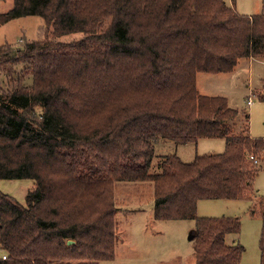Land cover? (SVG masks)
<instances>
[{"label": "trees", "instance_id": "obj_1", "mask_svg": "<svg viewBox=\"0 0 264 264\" xmlns=\"http://www.w3.org/2000/svg\"><path fill=\"white\" fill-rule=\"evenodd\" d=\"M27 16L43 21L38 37L0 45L11 80L0 88V180L33 188L24 203L0 192V264L113 260L119 181L152 183L155 220L195 222V264H240L243 247L227 241L239 219L198 217L197 203L246 198L264 139L237 127L224 97L201 95L196 77L264 59V12L224 0H13L0 27ZM203 138L224 139L223 152L155 154Z\"/></svg>", "mask_w": 264, "mask_h": 264}, {"label": "rangeland", "instance_id": "obj_2", "mask_svg": "<svg viewBox=\"0 0 264 264\" xmlns=\"http://www.w3.org/2000/svg\"><path fill=\"white\" fill-rule=\"evenodd\" d=\"M233 4L237 13L255 15L264 12V0H224ZM13 6V0H0V14ZM43 21L37 16L14 19L0 27V45L10 43L13 49L38 37ZM75 34L61 37L62 42L80 38ZM12 66L11 69H21ZM13 73V74H14ZM10 79L0 67V88L10 86ZM197 90L201 95L224 97L229 107L236 109V125H248L253 139H264V59H239L227 74H198ZM250 99L251 104H247ZM224 139L203 138L196 144L176 146L158 144L156 155L177 154L190 161L195 154L221 153ZM258 156V154H257ZM264 151L259 154L248 195L243 199L200 200L198 217H232L240 221L238 235H228L243 247L240 264H260L258 241L261 230V201L264 200ZM263 159V160H262ZM33 188L31 180H0V192L24 203L25 195ZM116 246L113 260L98 262H63V264H195L190 233L193 220L159 221L153 217V186L147 182H115ZM3 252H0V255ZM51 264H61L59 262Z\"/></svg>", "mask_w": 264, "mask_h": 264}, {"label": "built area", "instance_id": "obj_3", "mask_svg": "<svg viewBox=\"0 0 264 264\" xmlns=\"http://www.w3.org/2000/svg\"><path fill=\"white\" fill-rule=\"evenodd\" d=\"M247 104H251L250 99L247 100ZM263 151H264V150H263ZM263 151H262V152H263ZM249 160L253 161L254 164L257 163V158H256L254 155H250V156H249ZM1 258H2V259H5V255H2Z\"/></svg>", "mask_w": 264, "mask_h": 264}, {"label": "water", "instance_id": "obj_4", "mask_svg": "<svg viewBox=\"0 0 264 264\" xmlns=\"http://www.w3.org/2000/svg\"><path fill=\"white\" fill-rule=\"evenodd\" d=\"M67 244L68 245L73 244V241L69 240V241H67Z\"/></svg>", "mask_w": 264, "mask_h": 264}]
</instances>
